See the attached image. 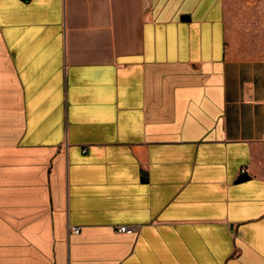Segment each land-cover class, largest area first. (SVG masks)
<instances>
[{
  "label": "crops",
  "instance_id": "1",
  "mask_svg": "<svg viewBox=\"0 0 264 264\" xmlns=\"http://www.w3.org/2000/svg\"><path fill=\"white\" fill-rule=\"evenodd\" d=\"M228 11L0 0V264H264V59Z\"/></svg>",
  "mask_w": 264,
  "mask_h": 264
},
{
  "label": "rangeland",
  "instance_id": "2",
  "mask_svg": "<svg viewBox=\"0 0 264 264\" xmlns=\"http://www.w3.org/2000/svg\"><path fill=\"white\" fill-rule=\"evenodd\" d=\"M227 6L237 47L264 59V0H227Z\"/></svg>",
  "mask_w": 264,
  "mask_h": 264
},
{
  "label": "built area",
  "instance_id": "3",
  "mask_svg": "<svg viewBox=\"0 0 264 264\" xmlns=\"http://www.w3.org/2000/svg\"><path fill=\"white\" fill-rule=\"evenodd\" d=\"M116 231L117 233H122V234H132L134 233L135 228L127 227V226H119V227H116ZM68 232L69 234L77 235L80 232V227L68 226Z\"/></svg>",
  "mask_w": 264,
  "mask_h": 264
},
{
  "label": "water",
  "instance_id": "4",
  "mask_svg": "<svg viewBox=\"0 0 264 264\" xmlns=\"http://www.w3.org/2000/svg\"><path fill=\"white\" fill-rule=\"evenodd\" d=\"M248 179V177L246 175H241L238 179V182H243L246 181Z\"/></svg>",
  "mask_w": 264,
  "mask_h": 264
}]
</instances>
